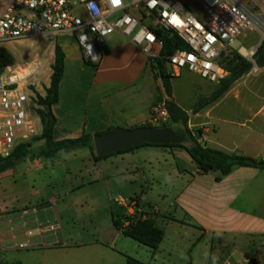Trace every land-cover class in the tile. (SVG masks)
Instances as JSON below:
<instances>
[{
  "label": "crops",
  "instance_id": "1",
  "mask_svg": "<svg viewBox=\"0 0 264 264\" xmlns=\"http://www.w3.org/2000/svg\"><path fill=\"white\" fill-rule=\"evenodd\" d=\"M15 1L0 0V18ZM56 44L65 54V66L59 86V101L52 109L57 119L55 140L77 138L83 134L94 137L114 127L133 129L148 120L152 106L163 94V88L152 68L151 57L140 47L119 34L112 35L102 44L104 54L101 61L90 64L84 60L73 35H60ZM50 46L53 51L46 55V59L52 56L51 77L55 45L50 43ZM41 61L44 66L45 60ZM230 93L231 90L224 94L216 106ZM39 94L45 96L46 93ZM181 108L190 115L189 128L192 131L203 130V144L229 154L264 159V107H205L197 113L193 112V107ZM158 149L163 150L164 159L168 156L174 159V177L184 182L169 202L168 214H161L154 204L144 203L133 190L128 191V187L126 194L119 193L113 200L116 204H112L111 199L100 204L90 194L92 183L66 185L60 191L55 188L51 190L54 192L45 195V199L13 207L5 201L4 182L18 175L17 170L0 173V251L17 252L11 264H31L29 262L37 261V254L40 264H76L73 261L75 256L88 264L92 254L97 259L106 257L107 264H127V248L130 246L127 240L130 238L114 226V218L128 213L117 199L129 203L137 198L140 207L149 212L152 210L157 223L162 219L194 230L195 244L210 238L211 245L209 252L204 253L203 264H249L252 259L260 264L263 248L257 250L256 241H264V170L236 167L230 175L217 181L218 173L201 174L183 147L143 146L101 161H95L91 153L88 160L93 161V167L100 170L102 178H106L110 164L115 168L112 173L115 178L132 185L136 174L142 175L145 181L150 179V172H140L139 166L141 163L142 166L147 162L151 164ZM40 159L43 158L29 160L34 168H41L45 163ZM120 162L125 164L120 166ZM80 191L85 192L76 197L75 193ZM163 197L168 198V195L165 193ZM89 203L92 209L84 212ZM96 203L98 206L95 208ZM31 207H37L38 212L22 214L23 209ZM100 212L106 215L107 226L96 227L95 233L84 240V235L75 231V219L86 215L95 217ZM48 223L57 226V230H50ZM166 240L168 232L165 231L164 240L153 253L150 264H160L159 256L166 250L170 256L173 255L178 243L165 246ZM19 244H28V248L19 249ZM241 244L256 250V253L251 255L239 250L238 245ZM189 261L184 260L181 264H195L193 257ZM169 262L176 264V261Z\"/></svg>",
  "mask_w": 264,
  "mask_h": 264
},
{
  "label": "built area",
  "instance_id": "2",
  "mask_svg": "<svg viewBox=\"0 0 264 264\" xmlns=\"http://www.w3.org/2000/svg\"><path fill=\"white\" fill-rule=\"evenodd\" d=\"M248 30L260 31L264 40V22L240 0H16L0 18V43L41 37L55 45L60 35L70 34L76 38L84 60L98 64L104 54V40L119 34L151 59H167L172 77L187 70L202 80L219 84L230 76V71L220 64L222 53L234 48V43ZM164 31L177 35L188 49H177L164 56L159 35ZM256 51L237 49L253 64ZM42 67L43 61L37 59L8 66L0 73L2 157L38 135L37 96L42 85L34 77ZM170 119L163 99L152 106L143 124L166 127ZM117 202L129 214L138 213L141 220L148 219L147 211L136 201ZM29 212L37 213L38 208L22 210L23 215ZM48 228L57 230L51 223ZM18 248H28V244H19Z\"/></svg>",
  "mask_w": 264,
  "mask_h": 264
},
{
  "label": "rangeland",
  "instance_id": "3",
  "mask_svg": "<svg viewBox=\"0 0 264 264\" xmlns=\"http://www.w3.org/2000/svg\"><path fill=\"white\" fill-rule=\"evenodd\" d=\"M240 1L255 12L264 22V0ZM262 40L263 34L260 31L248 30L234 43V48L231 50L237 51V49L241 47L249 49L256 48L262 43ZM0 47L5 48L11 53L16 65L24 62H32L35 58L45 60L43 68L39 71V74L34 77V79L41 81L42 87L39 92L45 94L50 84V64L52 62V56L46 59V55L53 51L49 40L39 37H30L2 42L0 43ZM169 72H171L170 68ZM217 87L218 85L205 82L201 80L199 76L187 70L182 71L179 78L173 80L175 101L181 107H193V111L198 107L199 102L203 98L210 97ZM229 90H231V93L217 106L216 101L207 107H264V67L260 68L254 63L252 70L239 79L237 83L235 82ZM37 128L38 135L36 137H39L42 132L40 121H37ZM43 144V141H37L33 144L37 153ZM155 151L158 154L153 156L154 159L152 158L151 164L147 162L143 164V166L142 163L141 166H139L140 172L142 170L147 174L148 171L150 172V179L145 181L142 175L136 174L132 185L123 184L120 179L115 178V176L112 175L115 168L109 166L110 164L106 171V178H102L100 170L93 167V161L88 160L91 157L89 148L74 149L54 160L45 158L40 159L42 163H45V166L41 168H34L33 162L28 159L16 167L18 175H14L9 178L7 182H4L5 185H3L6 186V192H3L5 201L10 206L18 207L27 201H40L41 199H45V195L49 192H54L51 190L55 188V190L60 191L62 186L92 183L93 186L90 188V194L93 195L92 199L101 202L100 204L108 199H111L112 204H116L113 200L118 197L119 193L126 194L128 187V191L133 190L135 196L144 203L149 202L148 204H154L159 208L161 214H168L169 202L173 199L181 186L184 185V182L174 177V159L170 156L164 159L162 157L163 152H161L163 150L158 149ZM116 155L117 154L113 156ZM109 159L111 160L113 158L109 157ZM124 164L125 162H120L119 165L121 166ZM121 185H124V187L121 188ZM84 192L85 191H80L79 193H75V196H81ZM165 193L168 195V198L163 197ZM97 204L98 203H96L95 208L98 206ZM88 208L89 210L92 209L90 203L85 206L84 212H86ZM99 214H95V217L86 215L81 216L79 219H75V231L78 232V235L83 234L84 240L89 239L91 233H95L93 231H95L96 227L99 229L100 227L107 226L108 219L106 215L104 213L101 214V212ZM70 219L73 220L74 217ZM158 225L164 231L168 232V240H166L165 246L172 245L174 242L178 243L177 248L173 251V255L170 256L168 253L169 250L161 253V256H159L160 264H171L169 262L170 260L176 261V264L184 263V260H187L188 263L191 257H193L195 264H203L206 255H204V253L206 251L209 252V247L211 245L210 238L197 245L194 243L196 232L191 228L176 226L173 222L164 221L162 219L158 222ZM127 241H129L130 244L127 248V256L150 264V260L153 257L151 249L131 238ZM206 244L208 245L207 249ZM256 244L257 250L263 248V256L260 264H264V241L262 242L257 239ZM262 244L263 247H261ZM238 249H243L251 255L256 253V250L247 249L244 246L242 247V244L238 245ZM17 255V252L3 253L0 251V264H11ZM37 257V261H31L29 263L40 264V257L38 254ZM73 259L76 264H85V261L82 262V259L76 256L73 257ZM107 263L106 257L97 259L94 254H92L91 258L88 260V264Z\"/></svg>",
  "mask_w": 264,
  "mask_h": 264
},
{
  "label": "trees",
  "instance_id": "4",
  "mask_svg": "<svg viewBox=\"0 0 264 264\" xmlns=\"http://www.w3.org/2000/svg\"><path fill=\"white\" fill-rule=\"evenodd\" d=\"M159 35L162 37L164 43V56L166 54L172 55L177 49H188L187 45L177 35L170 31H164L159 33ZM255 57L257 58V66L260 68L264 67V40L256 51L254 58ZM220 64L230 71V76L218 84L217 89L210 97L203 98L199 102L198 107L193 111L194 113H197L203 108L218 101L229 91L235 82L249 73L253 68L252 62L248 61L237 51L233 50H225L222 53ZM14 65L15 61L11 53L5 48L0 47V73H2L8 66ZM64 66L65 54L61 47L58 44H55V58L52 65L50 86L47 88L45 96H37V115L42 125L41 135L39 137H34L27 143L18 145L9 156H0V173L15 169L27 159H54L77 148H89L95 161H101L115 155H97L93 145V135L91 134H83L77 138H70L61 141L54 139V128L57 125V119L52 109L59 101V86L64 74ZM152 68L154 69L156 76L160 79L163 88V94L158 96L157 101L163 99L166 100L167 109L171 116L167 126L174 127V129L184 133L186 140L182 143L161 145L143 144L138 147L123 150L116 154L131 152L143 146H158L164 148L183 147L197 165L200 173H218V176L216 177L217 181L230 175L236 167H250L264 170V159L262 158L256 159L241 154H229L203 144L200 141L204 134L203 130L198 129L197 131H192L189 128V113L182 109L175 101L173 80L176 78L170 75L168 60L165 58L152 59ZM145 126L153 127L149 124H142L134 128ZM37 141L44 142L38 153L33 147V144ZM132 200L136 201L137 205L140 207L137 198ZM142 208L144 209V207ZM147 214L148 219L141 220L138 213L135 215L125 213L122 216L114 218V226L122 231L124 236L150 248L151 252L154 253L158 250L160 244L164 240L165 231L158 225L157 218L152 210L150 212L147 211ZM126 222H128L127 226H125ZM126 259L127 264H146L130 256H126ZM249 264H257V261L252 259Z\"/></svg>",
  "mask_w": 264,
  "mask_h": 264
},
{
  "label": "water",
  "instance_id": "5",
  "mask_svg": "<svg viewBox=\"0 0 264 264\" xmlns=\"http://www.w3.org/2000/svg\"><path fill=\"white\" fill-rule=\"evenodd\" d=\"M260 45L256 47V50H258ZM254 60V63H256L257 58L255 57ZM185 140L186 136L184 133L175 131L168 126H145L133 129L114 127L110 131L94 135L93 145L97 155L108 156L143 144L161 145L182 143Z\"/></svg>",
  "mask_w": 264,
  "mask_h": 264
},
{
  "label": "bare ground",
  "instance_id": "6",
  "mask_svg": "<svg viewBox=\"0 0 264 264\" xmlns=\"http://www.w3.org/2000/svg\"><path fill=\"white\" fill-rule=\"evenodd\" d=\"M244 52H246V51L244 50Z\"/></svg>",
  "mask_w": 264,
  "mask_h": 264
}]
</instances>
